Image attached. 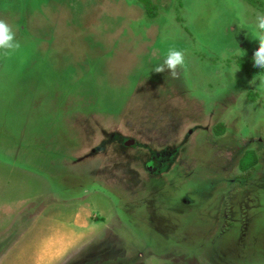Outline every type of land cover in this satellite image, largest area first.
I'll use <instances>...</instances> for the list:
<instances>
[{
  "label": "rangeland",
  "instance_id": "374dc122",
  "mask_svg": "<svg viewBox=\"0 0 264 264\" xmlns=\"http://www.w3.org/2000/svg\"><path fill=\"white\" fill-rule=\"evenodd\" d=\"M258 3L0 0V264H264V97L230 50Z\"/></svg>",
  "mask_w": 264,
  "mask_h": 264
},
{
  "label": "clouds",
  "instance_id": "9594fccd",
  "mask_svg": "<svg viewBox=\"0 0 264 264\" xmlns=\"http://www.w3.org/2000/svg\"><path fill=\"white\" fill-rule=\"evenodd\" d=\"M240 25H246V19L240 16ZM252 39L258 41V48L253 55L254 66L261 71L250 81L255 90L264 96V13H258L252 28ZM20 48V43L16 40V34L12 26L5 20L0 19V53L9 55ZM185 66V56L180 50L170 49L162 64L154 68L156 73H165L173 79H178L180 73L178 69ZM239 68L235 69L236 72ZM259 81V83H257Z\"/></svg>",
  "mask_w": 264,
  "mask_h": 264
},
{
  "label": "flooded vegetation",
  "instance_id": "af4514ba",
  "mask_svg": "<svg viewBox=\"0 0 264 264\" xmlns=\"http://www.w3.org/2000/svg\"><path fill=\"white\" fill-rule=\"evenodd\" d=\"M230 28L232 29V26H230ZM234 42H235V46H236L235 50H233L232 48H230V50H232V53L235 56L234 59L236 60L237 68H239V71L244 73L247 78L248 77L254 78L261 70L260 69H258L257 71L252 70L250 73H247L245 70H243L241 68L240 62L244 59L253 61L252 58H253L254 52L259 46L258 41H254V40L250 39V31L245 29V31L242 30V36L238 37ZM229 53H231V52H229ZM244 85H247V87H245L246 89L248 88L249 90L253 91L254 93H259L255 90L254 86L250 85V83H247L246 81H244ZM245 88H243V90ZM192 130H194V129H192ZM220 130H224L222 128V125H220L216 131H220ZM216 131H215V133L218 137L223 135V134L218 135ZM135 143H138V142H134V143L129 142V145H131V144L134 145ZM123 144H125V143H123ZM148 167L154 168V162H151Z\"/></svg>",
  "mask_w": 264,
  "mask_h": 264
},
{
  "label": "trees",
  "instance_id": "16d2710c",
  "mask_svg": "<svg viewBox=\"0 0 264 264\" xmlns=\"http://www.w3.org/2000/svg\"><path fill=\"white\" fill-rule=\"evenodd\" d=\"M247 2L250 5L254 6V7H259L260 6V4L258 3V0H247ZM147 10L148 11L152 10V6L148 5ZM240 66L247 73H250L252 70H256V71L258 70V68L254 66V62L251 61V60H246V59L242 60L240 62ZM217 134L218 135H222L223 134V130H220V132H217ZM246 154L250 155V160H249V162L247 163L246 166L241 165L242 169L244 170L243 171L241 169L243 173L249 172L251 169L256 167L257 164H258V157H257L255 152H247Z\"/></svg>",
  "mask_w": 264,
  "mask_h": 264
}]
</instances>
